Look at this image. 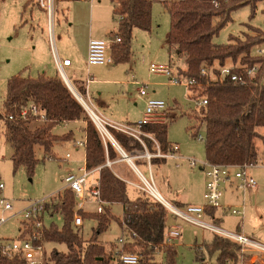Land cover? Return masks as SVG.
<instances>
[{
    "label": "rangeland",
    "instance_id": "374dc122",
    "mask_svg": "<svg viewBox=\"0 0 264 264\" xmlns=\"http://www.w3.org/2000/svg\"><path fill=\"white\" fill-rule=\"evenodd\" d=\"M105 1L107 0H63L58 3L54 0L51 20L45 9L37 7L36 0L0 1V113L6 114L3 102L7 81L12 76L20 74L23 77L36 78L41 73L48 77L58 75L53 54L50 52V45H53L61 54L60 60L64 57L71 59L72 67L65 68V74L97 116L113 123L135 124L141 119L147 99L163 101L166 105L165 122L168 125L169 143L179 148V155L183 158L205 161L204 128L200 127L198 131L203 141H197L193 137L198 125L195 119L199 117L200 110L189 99L191 94L187 88L172 84L168 77L152 74L148 70L151 63L174 65L176 70L185 68L184 61L176 58L175 49L167 42L170 21L161 3L152 4V24L149 32L133 30L129 61L117 64L113 62L108 66L87 65L85 48L87 39L93 36L97 38L103 31V24L99 22L97 13L93 16V22L90 20L91 5H104ZM26 2L28 6L25 8ZM254 29L258 32L254 33ZM115 33L116 30L102 39H111ZM244 35L249 37L262 35L264 39V0H255L254 4H246L232 12L231 21L221 29L218 36L213 39V43L216 46L226 45L230 37L245 41ZM260 47H264V43L254 46L251 56L255 57V51ZM226 65L239 66V62L233 63L228 59ZM86 80L94 81L87 84L88 96L86 92L82 93L80 90L82 88L80 84H85ZM143 85L146 86L147 96L140 97L139 88ZM83 111L91 121L88 113L84 109ZM83 126V122L59 125L55 132L62 135L72 130L77 141L83 135L81 132ZM101 137L105 142H109L117 153V158L112 160L117 161V164L111 171L123 180L141 183L132 168L133 165L124 162L115 144L106 136ZM134 145L135 143L131 142L130 146L134 147ZM259 149L261 154L259 162H261L264 159V149L261 146ZM124 153L132 158V164L148 182H154L157 191L166 201L172 203L171 200L179 195L190 200L192 205L204 204L202 194L205 175L198 167L191 168L184 159L180 161L165 159L164 163L151 166L150 161L140 157L138 149ZM11 154L12 149L5 141L3 122L0 121V183L4 185L3 195L12 202L15 212L23 209L31 201L40 199L49 201L52 196L62 191L66 175L71 172L77 173L78 167L84 165L83 149H77L71 142L57 144L52 149L51 159L38 150L36 152L38 162L32 172H28L23 166L15 169L11 163ZM66 154H70L71 157L67 159ZM119 160L123 161L118 163ZM136 161L140 163L139 167L135 165ZM149 167L152 177L149 174ZM249 172L257 182L256 189L237 195L231 191V188L223 187L222 205L230 207L231 210L240 209L244 215L238 217L228 212L222 214L219 212L217 214L221 220L214 225L227 232H242L264 244V167H255ZM91 180L92 177L88 182L90 183ZM141 192L130 185L126 186L129 200H134L141 195ZM57 201L59 200L55 202ZM75 203L78 205L81 200L75 198ZM96 207L94 203H85L81 211L97 213ZM104 207H109L111 214L121 219L123 207L120 203ZM204 221L213 223L207 218ZM22 222L23 218L19 214L1 225L0 240L18 239ZM168 222L177 223L181 227V237L174 248L176 264H200L195 261L194 250L198 248V251H202V244L210 242L213 233L179 220L168 219ZM43 224L45 229L51 226L61 229L63 217L59 212L54 213L49 207L43 216ZM96 226V221L84 219L82 225L75 229L79 231L84 241H88ZM121 234L119 225L115 220H111L108 229L100 234L97 240L108 252ZM43 248L46 253L45 264H54L51 260L54 252L67 254L66 246L61 243L44 242ZM253 260L254 263L248 261L247 264H264V258L258 257ZM206 261L207 264H216L214 258H207Z\"/></svg>",
    "mask_w": 264,
    "mask_h": 264
},
{
    "label": "trees",
    "instance_id": "16d2710c",
    "mask_svg": "<svg viewBox=\"0 0 264 264\" xmlns=\"http://www.w3.org/2000/svg\"><path fill=\"white\" fill-rule=\"evenodd\" d=\"M2 1V0H0ZM212 0H111L115 4L113 14L117 16L116 33L120 42L111 46L114 63L129 61L130 44L134 29L150 31L152 24V4L159 2L169 16V33L167 42L176 51L178 58H183L185 68L177 73L186 78L195 79L200 85L199 96L207 100V105L199 108L197 130L193 137L204 128V150L206 160L213 164L248 165L260 161L261 146L264 149V58L251 56L254 46L264 43L262 35L249 37L245 41L230 37L223 46H216L213 39L221 29L231 21V13L246 4H254L255 0H217L219 7L211 4ZM28 5V4H25ZM38 5V4H37ZM254 33L258 30L254 29ZM230 59L239 66L231 71L238 76L237 81L225 77L223 81H210L200 76L201 68L213 69L226 65ZM258 67L253 76H248L246 69ZM58 74V73H57ZM85 93L84 89H80ZM34 104L44 114L47 121L42 123L33 120H8L22 107ZM6 114L0 113L3 122L5 141L12 149L11 163L15 169L23 166L32 172L38 160L36 152L42 151L52 157V148L59 142L75 140L72 130L56 135L54 129L65 120L70 123L83 122V136L86 139L85 165L88 170L114 160L117 153L109 142H103L93 123L86 117L82 107L75 100L59 75L48 77L44 73L36 78L12 76L6 85L3 102ZM167 122L148 124L141 128L144 134L150 135L158 144L161 152H167L170 143L167 139ZM109 133L126 153L133 149L143 151L142 146L130 137L109 129ZM149 153H155L152 140L143 137ZM131 142L135 143L131 147ZM264 155V151H263ZM53 158V157H52ZM165 159H150L151 166L160 165ZM139 167L140 163L135 162ZM100 189L107 205L120 203L123 207L121 219L114 217L109 207L102 213H85L75 209V197L69 190H64L57 204L52 206L54 213L63 217V226L58 229L51 226L45 229V242L64 244L67 254L54 252L51 260L54 264H114L111 253L98 243V236L105 232L111 220L119 225L122 234L131 233L135 237L124 246L125 251L139 252L143 256L151 254L149 246L162 243L163 234L169 225L167 210L144 192L134 200L126 195V185L115 178L109 171L103 170L100 178ZM145 197H143V196ZM207 214L213 218L214 209ZM74 215L82 220L96 221V228L88 241H84L73 224ZM214 224L217 221L212 219ZM202 251L194 250L195 261L207 264L206 260L214 258L216 264H227V261L238 259L239 246L230 240L212 235L210 242L202 244ZM174 248L165 249L164 264H176ZM248 256L244 260H248ZM0 264H16L1 259ZM122 264V263H120ZM138 264H153L147 260Z\"/></svg>",
    "mask_w": 264,
    "mask_h": 264
},
{
    "label": "built area",
    "instance_id": "2783aa9c",
    "mask_svg": "<svg viewBox=\"0 0 264 264\" xmlns=\"http://www.w3.org/2000/svg\"><path fill=\"white\" fill-rule=\"evenodd\" d=\"M38 6L41 9H45L48 18L51 20L53 16V1L54 0H36ZM154 1V0H149ZM176 1V0H175ZM227 2L229 0H223ZM211 4L215 7H219V2L217 0H212ZM50 26V24H49ZM51 41V39H50ZM120 37L117 34H113L111 39H90L87 45V55L86 63L88 66H108L112 65L114 60L111 55V46L113 44L119 43ZM51 44V43H50ZM255 56L264 58V47L257 48L255 51ZM54 62L57 68V73L62 79L70 93L73 95L75 100L79 105L88 113L92 123L97 129L100 136H106L111 140L116 148L119 150L122 156H127L121 147L116 143V141L109 134V129L116 130L126 136H129L138 142L143 151H140V157L145 158L150 161L152 158H164V159H174L176 161L186 160L191 168H199L206 179L202 206L196 205H186L183 207L176 206L174 204L166 202L163 197L159 194L160 199L162 198L166 203L160 201V199L151 193L152 190H156L154 182H148L144 176L138 171V169L133 165V169L141 175L139 179L141 183L137 184L135 182L123 180L116 173L112 172V167L116 164V161H111L106 159V162L94 169L88 170L86 168L85 162L81 166L77 173H69L64 178V187L62 191L58 192L57 195L52 196L50 200L40 199L36 201L29 202L23 209L18 212L14 211L12 202L3 195L4 185L0 183V226L5 224L9 219L21 215L23 218L22 227L19 229V238L16 240H0V260L6 259L7 261L15 262L16 264H45L46 253L44 252L43 244L45 242V227L43 224V216L45 212L52 208L56 200H59L60 194L64 190H69L73 193L75 198L81 200V203L76 205L78 210H82L83 204L94 203L97 205L96 212L102 213L104 206L107 205L106 201L103 199L100 189V178L103 170L109 171L115 178L122 181L126 186L130 185L136 190L142 191L153 198L156 202L161 204L168 212L170 219L176 221H183L187 224L199 227L203 230L209 231L213 234L222 236L231 242L239 246L238 259L236 261L229 260L227 264H247L254 263V258H264V244L248 237L242 233H231L224 231L219 226L214 225L213 218L207 214L208 209L219 210L224 213H230L233 216L241 217L244 213L240 209L231 210L230 207L222 205L223 197V186L226 184H234L237 191L244 193L257 188V182L251 176L249 170L255 167H264V159L261 162H256L254 164L248 165H223V164H213L208 160L199 161L194 158H183L179 155V148L176 146H170L167 152H161L156 141L147 134L141 131V128L148 124H159L166 121V105L163 101L147 99L145 102V108L143 117L140 121L133 125H122L109 123L108 121L100 118L95 114V112L88 106L82 95L76 90L73 82L66 76L64 68L70 67V61L60 60L53 54ZM240 66H222L216 67L215 70L217 74L213 72V69L201 68L200 76L206 78L210 81H223L225 77H230L232 81H237L238 76L232 74L231 71ZM258 67L254 66L250 69H246L248 76H253L257 72ZM149 72L152 74H161L168 77L169 81L174 85H181L187 88L188 92L191 94L189 99L195 103V107L201 108L207 105V100L199 96V89L201 85L193 78H186L177 73V70L172 65H156L151 63L148 68ZM195 94V95H194ZM139 96H147L146 86L143 85L139 88ZM91 113V114H90ZM33 120L37 123H42L47 121L44 114H42L38 107L34 104H30L27 107H22L19 111L14 114L8 115V120ZM68 122L63 120L61 125H67ZM143 137L152 140L155 153L150 154L143 141ZM103 139V137H101ZM197 141H203L202 135L198 134L195 138ZM105 143V140L103 139ZM73 145L79 149L85 151L86 139L85 136L77 141H73ZM70 154H66V158L69 159ZM50 158V157H48ZM51 159V158H50ZM132 160V158H130ZM132 163V162H131ZM96 173L97 179L95 184L91 185L88 182L89 177ZM149 174L151 176V169L149 167ZM158 192V191H157ZM159 193V192H158ZM207 218L213 223L206 222L204 219ZM83 220L80 216L74 215L73 224L75 227H80ZM135 237V234L124 233L121 234L117 241L113 243L110 247L109 252L113 259L114 264H138L139 261L147 260L153 264H164L165 261V249L168 247L175 248L177 242L181 237V227L177 224H169L164 231L163 240L160 245L149 246L151 254L148 256H143L139 252H128L125 251L124 246L132 242L131 238ZM248 256L247 262H245L244 257Z\"/></svg>",
    "mask_w": 264,
    "mask_h": 264
},
{
    "label": "crops",
    "instance_id": "0c3cea01",
    "mask_svg": "<svg viewBox=\"0 0 264 264\" xmlns=\"http://www.w3.org/2000/svg\"><path fill=\"white\" fill-rule=\"evenodd\" d=\"M27 1V0H26ZM60 1H63V0H57V2L59 3ZM98 3H100L99 1H98ZM25 4H27V2L25 3ZM32 4V3H31ZM36 5H37V3H35ZM28 5H25V8L27 7ZM114 6H116L114 3L112 4L111 3V0H107V1H105V4L104 5H101V4H99V5H96V4H92L91 5V10H90V20L93 22V20H94V17L93 16H95V14L97 13L98 15H97V18L100 20L99 22H101L102 24H103V31L101 32V34H99V36L96 38V37H89L88 39H87V42H88V40H90V39H102L103 37H105L106 35H108V34H111L113 31H115L116 29H117V24H118V22H117V16H115L114 14H113V9H114ZM37 7H38V5H37ZM39 8V7H38ZM72 25V24H71ZM86 42V49H87V45H88V43ZM53 44V43H52ZM50 52H51V54H55L57 57H58V59H60L59 58V55H61L60 53H59V51L57 50V48L55 47V46H53V45H50ZM87 55V54H86ZM177 59H181V60H183V58H178V56L176 57ZM65 59H67V60H69L70 61V67H65V68H71L72 67V61H71V59H69V58H67V57H64V58H62V60H65ZM55 63V62H54ZM170 65V64H169ZM172 66H174V65H172ZM175 67V66H174ZM65 68H64V71H65ZM183 69V68H182ZM92 82H94L93 80H86V82H85V84H83L82 82V84H80V86L85 90V92H86V94H87V96H88V94H89V91H88V87H87V84L88 83H92ZM143 113H144V110H143ZM143 113H142V116H141V119H142V117H143ZM140 119V120H141ZM104 120H106V121H108L109 123H113V122H111L110 120H108V119H104ZM139 120V121H140ZM114 124H118V123H114ZM134 123H129V122H125V124H123L122 123V125H133ZM68 125V124H67ZM57 129V127L54 129V133L56 134V132H55V130ZM70 131V130H69ZM68 132V131H67ZM82 132V131H81ZM56 135H58V134H56ZM69 142H71L72 144H73V141H69ZM64 143H66V142H59V143H56V144H54V146H53V148L52 149H54V147L57 145V144H59V145H62V144H64ZM170 146H173V145H171L170 144ZM178 153H179V151H178ZM121 161H123V160H119L118 161V163H120ZM176 161V160H175ZM180 161V160H179ZM84 162H85V151H84ZM125 162V161H124ZM128 163V162H127ZM116 164H117V161H116ZM81 167V166H80ZM80 167H78V169L80 168ZM77 169V170H78ZM201 171V170H200ZM77 172V171H76ZM71 173H73V172H71ZM204 174V173H203ZM90 177H92V180H91V182H90V184L91 185H93V184H95V180L97 179V174L96 173H94V174H92ZM89 177V178H90ZM205 178V177H204ZM205 183H206V179H205V181H204V187H205ZM229 187V188H231V191L233 192V193H236L237 195L238 194H242L241 192H239V191H237V189H236V187H235V183L234 184H231V185H229V184H226V185H224L223 187ZM204 192V191H203ZM224 196V195H223ZM202 198H203V194H202ZM164 199V198H163ZM222 199H223V197H222ZM165 200V199H164ZM166 201V200H165ZM172 201V203L171 204H174V205H176V206H180V207H183V206H186V205H192L191 203H190V200H187V199H185V198H183V197H180L179 195H176V198H174L173 200H171ZM166 202H168V201H166ZM168 203H170V202H168ZM223 213V212H221V211H219V210H214V216H213V219H214V221H217L216 223L218 224L219 222H220V220H221V217H219L218 216V214L217 213ZM174 221V220H173ZM174 224H177V223H174ZM178 225V224H177ZM237 228H239V226H237ZM239 233H242V232H239ZM243 234V233H242ZM245 235V234H244ZM247 236V235H246ZM249 237V236H248ZM212 238V237H211Z\"/></svg>",
    "mask_w": 264,
    "mask_h": 264
},
{
    "label": "bare ground",
    "instance_id": "6f19581e",
    "mask_svg": "<svg viewBox=\"0 0 264 264\" xmlns=\"http://www.w3.org/2000/svg\"><path fill=\"white\" fill-rule=\"evenodd\" d=\"M91 114V113H90ZM107 138V137H106ZM125 162H129V157L128 156H126V158H125V160H124ZM132 165V164H131ZM133 168V167H132ZM135 171V170H134ZM136 172V171H135ZM136 174L138 175V173L136 172ZM138 176H140L141 178H142V176L141 175H138ZM143 179V178H142ZM144 180V179H143ZM145 181V180H144ZM151 193L152 194H154L155 196H157L159 199H160V197H159V193L156 191V190H152L151 191ZM160 201H162L163 203H166L162 198L160 199ZM167 204V203H166Z\"/></svg>",
    "mask_w": 264,
    "mask_h": 264
},
{
    "label": "water",
    "instance_id": "95a60500",
    "mask_svg": "<svg viewBox=\"0 0 264 264\" xmlns=\"http://www.w3.org/2000/svg\"><path fill=\"white\" fill-rule=\"evenodd\" d=\"M122 158H123V160H125L126 156H122ZM129 163L132 164L130 158H129Z\"/></svg>",
    "mask_w": 264,
    "mask_h": 264
}]
</instances>
